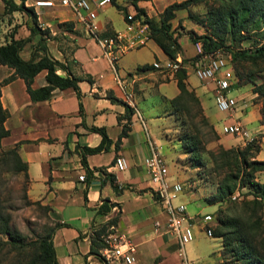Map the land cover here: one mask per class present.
<instances>
[{"label": "crops", "instance_id": "1", "mask_svg": "<svg viewBox=\"0 0 264 264\" xmlns=\"http://www.w3.org/2000/svg\"><path fill=\"white\" fill-rule=\"evenodd\" d=\"M13 1L16 4L21 3L20 0ZM32 1L22 2L30 10L25 7L12 10L11 20L15 24H8L12 29L8 35L0 36V43L6 41L10 35L13 38L29 37L20 51V54L27 58L39 37V33L30 34L33 22H36L39 28H48L52 32L53 26L56 25L62 33H68L74 43L73 48L64 56L59 50L52 49V39H48L46 34L43 35L45 45L49 53L65 65L64 68L57 69L58 74L64 76L70 71L79 77L77 89L71 86H55L48 98L31 100L23 79L17 75L7 78L13 74V70L0 63V103L7 111L3 125L8 129V134L0 139V148L16 145L20 157L26 162L27 196L48 205L52 223H58L51 235L57 264H108L101 257L100 248V255L91 251L90 232L92 227L117 212L114 231L135 245V259L132 264H178L176 238L166 228L165 211L153 193L152 183L143 166V158L148 153L146 139L151 136L147 131L142 109L137 106L145 88L150 84H161L163 81H172L175 84L173 73H164L152 66L153 61L162 62L167 56L150 38L148 40H152L154 45L147 48L150 58L140 59L136 55L137 52L127 58L125 56L133 49L144 47L147 42L129 50L127 46L119 47L115 66L111 67L117 68L118 74L128 80L123 81V89L132 91L134 107L126 123L127 132L115 145L125 120V106L120 89L112 77L108 61L101 54L99 45L76 21L69 8L57 2L51 6H33ZM172 1L179 0H137L136 4L144 9L147 16H151ZM116 4L123 6L125 12L134 13V5L130 0H112L111 3L95 9L98 33L109 39L114 37L115 30H121L125 25L123 12ZM108 5H114L122 12L123 26L114 27L109 17L105 20L97 17L98 11L106 9ZM3 10L4 4L0 0V13H3ZM178 16H183L181 9L174 10V16L170 20L172 27L177 23L178 20L175 19ZM63 23L69 24L70 27ZM177 40L181 48L179 53L183 57L194 54L193 43L187 37L181 35ZM35 52L38 54V50ZM45 72L42 68L33 75L30 81L32 88L46 83ZM232 77L236 81V76ZM184 80L187 87L197 96L203 114L219 134L222 132L219 129L220 124L239 119L235 110L245 109L246 102L240 103L242 95L247 99L254 94L249 83L238 87H234L233 83L229 93L236 97L237 104L234 112L229 114L216 108L211 81L201 80L189 70H186ZM175 87L176 91L172 95L162 97L169 101L178 91L176 84ZM234 91L235 93H232ZM252 106L251 111H257L258 120V126L253 132H261L264 122L259 119V104L253 103ZM165 114L172 115L176 124L171 104ZM94 126L103 127L110 142L106 148L99 151L82 152V146L94 147L100 142L101 135L92 128ZM164 135L171 138L173 134L170 132ZM259 138L260 149L264 136ZM176 141L179 145V156L176 160H179L184 155V149L180 147L179 140ZM118 154L126 160V167L123 169H116L112 165L113 157ZM82 155L85 163L81 161ZM80 173H83V179L78 178ZM107 174L113 177L112 183L118 190L112 187ZM184 178L185 176L173 179L167 172L168 181L181 182ZM187 192L190 193L191 200L202 204L198 190ZM102 201L112 202L108 211L98 210ZM188 213L192 214L191 210ZM199 228L202 229L200 225ZM213 237L218 238L221 246L220 237ZM219 254L218 251L217 259L214 258L209 264H217ZM187 260L189 264H197L194 259L187 257Z\"/></svg>", "mask_w": 264, "mask_h": 264}, {"label": "trees", "instance_id": "2", "mask_svg": "<svg viewBox=\"0 0 264 264\" xmlns=\"http://www.w3.org/2000/svg\"><path fill=\"white\" fill-rule=\"evenodd\" d=\"M4 4L3 13H10L14 9L25 7L23 0L16 4L13 0H2ZM112 1V0H111ZM134 5V18L147 24L148 37L155 41L168 58H173L176 52L180 51V45L177 40L179 33H173L170 30L169 19L174 15L175 9L186 8L190 3L201 0H180L172 1L166 4L158 14V19H150L144 12V9L136 4L137 0H130ZM216 3L207 10L204 19L200 21L208 22L210 26L209 33L200 35H189L195 42L199 41L204 51H209L224 46V41L228 37L232 40L245 39L247 35L244 30H251L255 37V43L252 49L240 48L231 50L230 55L233 62H239L244 68V62L249 63L251 67L244 72L245 79L251 81L252 91L255 93V99L259 101L260 122H264V78L255 81L254 76L260 77L264 72V0H211ZM126 18L127 12L121 5H117ZM29 9V7H25ZM32 12V11H31ZM34 21V20H33ZM70 27L69 24L63 23ZM39 33L38 40L33 45V50L27 58H24L20 51L29 37L13 38L10 37L0 43V63L12 68L13 74L7 78L17 75L25 83L26 91L31 100L46 99L50 96L51 89L55 86H71L77 89L78 76L67 72V75H60L57 69L64 68L65 65L53 57L45 45L44 34L48 35L46 28L41 29L36 26V22L30 26V34ZM106 38V37H104ZM111 43L114 37L107 38ZM35 50H38L35 52ZM115 50V49H114ZM117 58V56H116ZM189 58V57H185ZM44 68L46 83L32 88L30 81L35 73ZM237 76L241 77L242 72L235 69ZM257 75V76H256ZM186 71L184 68H178L173 72V78L177 86V93L169 98L172 106V113L183 128L178 136L181 147L188 152V161L191 167H198L204 164L202 151L205 147L202 141V134L199 125H207L209 131L215 136V130L207 117L203 114L202 107L194 91L187 87L185 82ZM115 99V98H113ZM125 106L123 117L125 118L121 130L115 140L118 144L121 136L125 135L128 129L127 121L133 111V107L122 100ZM7 111L0 103V139L8 134V129L4 127L3 121ZM94 130L100 133L101 138L98 145L94 147L82 146V152H96L106 148L110 142L103 127L94 126ZM260 136H264V128ZM259 150V145L255 144V139L249 140L244 148H222L219 146L218 155L210 152L213 160L226 157L224 165L236 166L235 172L229 170L221 177L216 185L215 192L207 197L205 201L212 203L231 196L238 184L245 185L248 192L252 195L249 199H243L228 206V211L220 213L216 217L217 225L213 229L212 235L219 236L221 239V249L229 253L240 264H264V216L262 207L264 204V182L254 180V171L264 169V159H248L247 155H252ZM229 157L233 162L229 161ZM81 161L85 163L82 155ZM11 171L14 174H20L22 177V195L24 202L38 204V200H29L26 194L27 172L26 162L20 157L16 145L0 150V264H57L51 235L54 227L58 224L54 222L51 226L45 227L35 232L34 237L28 241L24 240L23 235L11 221V212L9 202L3 194L1 187V174ZM112 187L116 190L117 186L113 184V177L107 174ZM237 182L236 178L239 177ZM154 193V192H153ZM157 197V195L154 193ZM112 202L102 201L98 210L108 211ZM44 207L49 209L48 205ZM118 212L103 221L99 225L92 227L90 232V249L98 255V249L105 245L103 236L109 231V225H115Z\"/></svg>", "mask_w": 264, "mask_h": 264}, {"label": "rangeland", "instance_id": "3", "mask_svg": "<svg viewBox=\"0 0 264 264\" xmlns=\"http://www.w3.org/2000/svg\"><path fill=\"white\" fill-rule=\"evenodd\" d=\"M214 4L216 6V3L212 2L211 0H201L195 3H190L186 8H180L183 12V16H178L177 19H175V21L178 20L177 23L174 25V27H172L170 20L174 16L173 15L169 19V29L172 30L173 33H179V36L182 35L187 37L190 42L194 43L190 39L189 35L209 33L210 26L208 22L200 20L205 18L207 10H209V8H212ZM98 12V18L105 20L109 17L114 27H121V25L123 26L122 12L116 9L114 5H108L106 9L100 10ZM159 12H156L155 14L148 17L156 21L158 19ZM0 17H2V20L0 21V36H6L12 29V26L8 24H15L12 23L11 20L13 19L12 12H1ZM46 29L48 31V39H52L50 43L52 49L59 50V52L64 56L66 55V52H68L69 54V51H71L70 49L73 48L74 43L71 42L68 33H62V31L58 30V27L56 25L53 26V32L48 28ZM242 33L247 35L245 39H240L238 41L236 39L232 40L227 37L224 41V46L226 47H218L219 51L223 55H230L231 50L240 48L251 50L252 46L255 43L253 32L251 30H244L242 31ZM146 42V45L139 50L133 49L132 51L126 53V58L136 52V55H138L140 59L150 58L151 56L147 48L154 45L152 40H148ZM230 63V74L231 76H236V81L234 82L233 86L238 87L243 83H249L251 85V89L250 87L249 89L252 91L253 83L246 80L245 76L243 75L244 72H246V69H249V67H251L249 63L244 62V68L241 66V64H239V62H233L231 58ZM235 69L239 72H242L243 76L238 77L235 73ZM258 74H261L260 77H253L256 82L264 78V72ZM175 91L176 87L172 81H163V83L161 84H158V82L156 84H150L145 88L143 97L138 100V103H136L137 106L142 109L148 133L160 146V153L165 158L167 172L171 174V177L173 179L175 177L180 178L182 176H185V178L181 181V184H183V191L178 193L179 195H177L173 202H185L186 210L188 212L189 210H191L192 214H195V212H199V214H196V218L201 217L204 212H209L211 215L209 225L211 226V232H213V229L217 225L216 217L220 213V210L222 213L227 212L228 206L234 204L235 202H240L243 199H249L252 195L248 192V189L245 185L237 184L235 186L236 189L233 192V194L239 193L236 199L233 200L231 198L233 195L232 194L230 197L227 196L226 198L216 200L212 203L205 201V197L215 192L216 185L221 177L225 175L229 170L233 172H235L236 170V166L232 164L224 165L223 161L226 159V157H220L216 158V160H213L210 157V152L218 155L219 146H221L222 148L242 149L247 142L243 143L240 138L231 134L222 132H220L219 134L215 129L214 130L216 134L214 136L209 131L207 125H199L200 132L202 134L203 145L205 147L204 151H202L204 164L198 167H191L188 161V152H186L185 150L182 152L184 153V155H182L179 160H176V157L179 156V145L176 139H178V136L181 134L183 128L179 126L178 121H176L175 124V120L172 115L165 114L170 108V103L168 100L162 97V95L170 96ZM232 93H235V91ZM252 93L254 92L252 91ZM245 98L246 97L242 95V98L240 99L241 104H245L246 102L245 109H243L242 111H239V109L235 110V115L244 122L248 130L251 131L254 135L253 138L255 139V144L259 145V137L262 131L260 132V130H257L253 132L258 126V120L256 119L257 111L253 112L251 111V109L253 108V103H258L259 105L260 103L255 99V93L252 97H249L247 99ZM220 127L221 124L219 125V129ZM170 132L173 135L171 136V138H167L164 134H169ZM257 152L252 153V155H247V158L264 159V139L262 140L260 149ZM229 161L233 162V159L229 157ZM181 164H185L184 167ZM239 178L240 175L236 178L237 182H240ZM253 179L259 182H264V169L254 171ZM22 183V177L20 174L17 175L12 173L11 171L3 172L1 174V187L3 188V194L9 202L11 221L21 232L24 240L28 241L34 237L35 232L45 227H49L53 223L50 218L49 209L44 207V204L40 202L38 204H34L30 203V201L26 203L23 201V199L21 198ZM192 190H198V194L201 196L199 201L202 204H198L191 200V195L187 191ZM29 200L32 201V199L30 198ZM262 215L264 216V204L262 207ZM199 225L200 221L194 219L192 222L194 237L192 240L184 244V251L188 258L194 259L197 264H209L213 262L214 258L217 259L216 254L219 251V261L217 264H240L238 260L234 259L229 253H225L221 249L218 238L208 236L203 229L199 228Z\"/></svg>", "mask_w": 264, "mask_h": 264}, {"label": "built area", "instance_id": "4", "mask_svg": "<svg viewBox=\"0 0 264 264\" xmlns=\"http://www.w3.org/2000/svg\"><path fill=\"white\" fill-rule=\"evenodd\" d=\"M55 2L69 8L76 21L96 41L101 54L108 61L112 77L120 89L122 100L127 104L128 101H133L132 91L123 89V81L128 80L118 74L117 68L110 67V56L119 55V45H127V48L131 49L145 44L149 39L147 24L141 22L138 18H134V13H127L124 28L114 31L112 45H115V55H107V45L104 44V37L98 33L95 9L111 3V0H33L31 5L44 7L51 6ZM193 45L195 51L189 58L185 59L179 52H176L173 58L167 57L162 62L153 61L152 66L164 70L166 73H173L178 68H184L185 71H191L201 80L211 81L216 108L229 114L233 113L237 102L236 97L229 93L232 84L235 82L229 73L231 56L229 54L223 55L218 48L204 51L199 41H195ZM220 130L222 133L237 136L243 143L254 137L240 119L222 123ZM146 141L148 153L143 158V166L149 175L152 190L157 195L165 211L166 228L176 238L178 264H189L185 255L184 244L193 238L192 222L194 219L200 221V227L203 229V221L208 218L210 213H203L201 217L196 218V214L188 213L183 202H173L177 194L182 191L180 182L167 180V166L160 153V146L151 137H147ZM112 165L116 169H123L126 167V160L120 154L115 155ZM83 177V173L78 174L79 179H83ZM108 227L109 231L103 236L105 245L99 249L102 259L108 264L114 262L132 264L135 259V245L122 234L115 232L114 225L111 224Z\"/></svg>", "mask_w": 264, "mask_h": 264}, {"label": "bare ground", "instance_id": "5", "mask_svg": "<svg viewBox=\"0 0 264 264\" xmlns=\"http://www.w3.org/2000/svg\"><path fill=\"white\" fill-rule=\"evenodd\" d=\"M104 44L107 45V55H115L114 53L115 45H112V43L107 38H104ZM120 46H127V45H119V47ZM116 59H117L116 56H110V67L111 65L112 67L115 66ZM230 65L231 64H229V73H230ZM161 71L166 73V71L164 70H161ZM128 105L134 107V101H128ZM180 185H181V188L183 189L181 182H180ZM238 195L239 193H234L231 198L234 200L238 197ZM210 219H211V215H209L208 218H206V220L203 221V229H205L204 231L207 235L211 236L212 230H211V226L209 225Z\"/></svg>", "mask_w": 264, "mask_h": 264}]
</instances>
